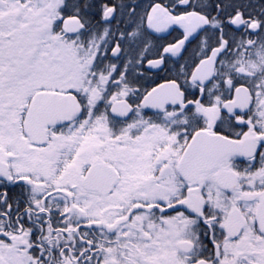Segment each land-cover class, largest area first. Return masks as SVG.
Listing matches in <instances>:
<instances>
[{"label":"snow or ice","instance_id":"obj_1","mask_svg":"<svg viewBox=\"0 0 264 264\" xmlns=\"http://www.w3.org/2000/svg\"><path fill=\"white\" fill-rule=\"evenodd\" d=\"M0 264H264V0H0Z\"/></svg>","mask_w":264,"mask_h":264}]
</instances>
